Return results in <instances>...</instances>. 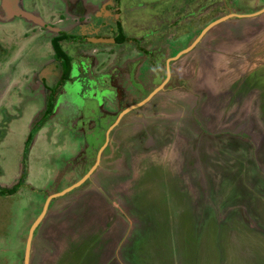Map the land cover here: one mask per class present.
Wrapping results in <instances>:
<instances>
[{
  "label": "rangeland",
  "instance_id": "374dc122",
  "mask_svg": "<svg viewBox=\"0 0 264 264\" xmlns=\"http://www.w3.org/2000/svg\"><path fill=\"white\" fill-rule=\"evenodd\" d=\"M76 1L78 0H34L35 5H30V7L36 8L41 15L42 13L48 15L49 12L47 13L48 10L45 9L47 6L50 9L60 10L65 6L74 5ZM80 1L86 5L91 3L105 5L108 2L107 0ZM216 1L127 0L125 8L128 17L125 19L132 24L129 19L128 10H130V17L135 20L136 26L141 22L146 24V26L142 24V29L151 25H147L148 23H152L151 27L158 29L163 22H175V24L179 22L176 28L180 34L184 33L185 36L190 37L197 34L198 30H202L209 22L229 13L255 12V2H258L257 8L264 6V0H226L223 4H215ZM212 2L213 5H210ZM202 5H207L206 10L210 11L204 12L200 18L199 15L203 13L202 10L204 11V9L201 10ZM1 7L0 18L7 20L8 18L1 11ZM125 8L122 5L121 10L113 8L111 12L120 13L116 17L124 18ZM22 10L24 9L22 8ZM95 10L94 6L93 11ZM85 11V14L91 12L89 7ZM234 19L237 18L228 20ZM96 20L97 15L91 22H96ZM18 21H11L13 23L8 28L9 34H12V30L16 28L15 22ZM97 22H101V20ZM134 29L136 32L141 30L139 27ZM105 30L108 29L105 28ZM133 32L131 30L130 34ZM142 33L145 34V31ZM108 34L110 38L114 36V33ZM191 38L193 40V37ZM175 39L159 37L155 39L157 42L146 43L144 41L142 53L137 51V56L134 51L137 49L135 43H129L126 46V52L122 54V57L120 52L114 53L117 48L115 45H86L90 51L86 53L85 57L80 56L72 59L74 65L71 67L68 79L60 88V93L58 92L56 95L53 119L44 124L41 130L36 132L35 129L33 130L35 139L33 142L32 138V142L29 144L26 142L29 132L40 121L47 100L45 99L44 103L40 97L34 98L36 101L26 100L25 98L35 97L37 94H32L30 97V87L18 85L21 88L18 93L14 92L15 105L11 100L0 101V191L18 186L16 192L11 195L0 194V264H23L29 229L41 213L47 196L61 192L78 182L96 162V154L92 159L93 150L91 147L92 144L96 148H101L104 145L108 131L106 121L101 119L104 128L99 129V125L97 126L93 141L89 139L91 134L83 133V127L77 129V124L86 121L87 116L96 109L97 105L108 113L110 107L142 101L145 93L140 90V87L144 88L146 94L151 90V87H147L152 70L151 63L152 66H156L155 64L159 62L158 66H160L161 62V60L158 61L155 57L149 56H155L157 52L164 51L171 55V52L175 53L180 47L185 48L191 40L180 39V41H184L180 46L175 42ZM258 42L263 44L259 40L255 41L254 49L250 53H253L254 59L259 56L257 54L263 48L262 45H258ZM79 45L68 41L63 44V47L67 48V52L73 57L81 55ZM162 46L163 48L158 49ZM93 48L99 49V54H102L101 58H98L96 53H91ZM82 50H85V47ZM93 55L96 56L93 59L90 58ZM29 57L31 58H28V61L32 62V57H36V55L32 53ZM141 57L144 58L143 63L137 66V78H133L128 68L124 66V62L132 60L137 63ZM150 58L152 62H150ZM153 58L155 61L152 60ZM0 60L2 59L0 58ZM94 65H96L95 69H93ZM251 65L252 61L242 59L237 68L244 67L248 70ZM117 66L120 70L113 71ZM59 70L60 68L55 75L51 73L52 87L59 79ZM122 71L127 77L122 75ZM94 72H98L99 75L96 74L93 77ZM15 76H19V74L17 73ZM20 78L21 82H15L13 88H15V84L25 83V78L29 80L28 74H24ZM81 78L85 84L78 83ZM37 80V83L41 85L40 89L43 85L39 78ZM115 89L118 93H115ZM103 90H105L104 93ZM45 92L46 95L50 94L49 91ZM11 94L10 92L9 95ZM195 94L192 92V95ZM111 101L113 102L110 103ZM36 105H41V108ZM140 109L134 110L131 113V120L125 123L128 132H134L133 128L144 122L148 124L147 121L151 120V117L141 112ZM18 110L21 112L20 115L17 113ZM136 114L140 115V118L133 116ZM76 129L79 130L78 133ZM197 130L198 128L195 131ZM202 132L205 131L202 130L200 134ZM198 137L194 140L195 144H191L189 148L204 149L206 154H210L214 159L211 168L201 159H196V164L190 162V166H188L185 163L188 149L187 152H182L185 153V156L182 153H175V141L170 146L161 148V152L154 145L146 150L141 149L144 144L133 148L130 146L127 149H131V159H127V166L129 167L131 163L132 167L128 169L131 174L128 180L117 174L119 182H116L114 187L103 186L104 191H101L98 188L101 186L98 181L100 175L97 173V180H92V175L90 182L69 192L68 196L55 198L52 212L46 214L48 217L41 227L40 235L34 239L35 250L32 264L59 263L65 249L76 246L73 250L77 251V242L88 236H96L98 247L101 246L97 264H188L189 260L194 259L196 253H199L201 258L215 256L214 261H216L219 253L215 254L217 252L214 248L221 247V244L224 245L223 240H225L226 255L222 260L216 261L219 264L222 262L224 264H264V249L259 247L260 249L258 248L254 253L257 244L253 243L256 239L264 237V196L259 193L264 188V182L262 181L260 185L253 184V176L249 175L246 164L242 163V173L236 179L233 176L239 174L238 169L224 170L231 174L230 177L233 180L231 183H224L222 188H219L218 177L221 170L219 171V168L215 166V161L221 160V152L226 150L209 147L207 142ZM238 153H242V151H238ZM244 155L247 156V154ZM105 156L106 153L103 154V157ZM183 158L189 168L199 169V171L209 170L214 185L212 194L207 192L206 187L205 190L200 188L201 192H199L197 187L190 186V183L180 177L174 187L172 181L175 180L176 173L183 166ZM158 165L160 169L156 167ZM171 178L174 179L171 180ZM255 186L258 188V192L254 190ZM234 188H237V193H234L237 195V199H234V195L233 199L231 198ZM160 191H163L165 198ZM87 192L90 193L87 195L96 196V200H94L97 202L96 206L91 203L88 206L89 200L72 202L75 196H81ZM185 196L190 198L189 204L182 201ZM250 196L258 203L252 204L249 212L250 206L248 208L242 206V201L248 202ZM184 204L189 206V212L193 215L190 220L185 218V210L179 212V208ZM63 206L62 211L61 207ZM228 254L229 257H227ZM75 255L72 253L71 259ZM233 256H235V260L232 259ZM251 256H255V258ZM240 257L247 259L240 261L237 259Z\"/></svg>",
  "mask_w": 264,
  "mask_h": 264
},
{
  "label": "crops",
  "instance_id": "0c3cea01",
  "mask_svg": "<svg viewBox=\"0 0 264 264\" xmlns=\"http://www.w3.org/2000/svg\"><path fill=\"white\" fill-rule=\"evenodd\" d=\"M217 1L215 4H217ZM225 1L226 0H223V2ZM257 7L258 2H255V12L237 14L234 12V14L227 12L229 14L222 16L226 19L220 21L206 33H202V30L207 25L202 28V30H198L199 32L197 34L190 37L185 36L184 33L180 34L178 29H175L172 32V27L171 29H168L165 27L167 24H163L164 22L162 23V29L158 30L161 36L176 38L175 42L180 46L184 42L180 41V39H191L190 43L185 48L182 49L180 47V51L177 50L175 53L171 52V55H168V58H175L178 54L189 49L188 52L177 57L179 58L178 62L180 63H178L176 68L181 73L179 74L181 76H183V72H187L188 75L186 76L185 74V78L187 77L191 79L190 83L193 87V92L196 94L192 95V92H187V94H185V92L175 91L172 95L176 97L169 99L164 96V94L160 93L158 95H153L150 99L144 102L140 107L141 109H139L147 116H150L151 120L147 121L148 124L144 122L142 125L139 124L133 128L134 132H128V128L126 127L127 124H124L122 129L120 128V130H118L119 132L117 131L118 133L114 135V137L120 147L119 151L122 155H120L121 157L114 162V159H112V157H114L113 154L110 155V149L106 148L104 152L106 153L105 159L107 161L105 160L106 162H104L102 170L98 171L100 175H103V171H106L107 175L109 174V178L113 181L116 180L119 182L117 174H120L124 179L128 180L131 176L128 169L132 167V164L130 163L129 167L127 166V159H131V149L128 150L127 148H130V146L131 148L139 147L144 144L141 149L146 150L154 145L155 148L159 149L161 152V148L168 145L170 146L174 141L176 142L175 153L180 154L182 152H187L188 149V153L185 157V163H187L188 166H190L189 164L190 162H193V160L201 159L203 163L208 164L207 166L211 168L210 166H212L214 159L211 158L210 154H206L204 149H202V151L196 148H189L191 144H195L194 140L199 135L200 139L207 142L209 147H219L222 149L228 148L226 151L221 152V154L226 153L225 156H231L233 159H237L236 156L238 151H242L243 154L240 153L243 155L241 158L245 161L247 170L252 171L251 175L253 176V184L260 185L262 181L264 182V179L260 177V173L256 171V156L260 165L264 166V6L262 8ZM206 11L210 10L205 9L204 12ZM204 12L199 15L200 18L204 15ZM234 17L237 19L228 20L229 18ZM198 22H200V20H198ZM142 24L144 25L143 22L137 25V27L141 29L140 32L134 31L130 36H133V38L135 37L136 39L144 37L143 41H146V43L153 41L156 37L147 35V31H154L157 29L151 27L152 23H148L147 25H151L142 29ZM144 26H146V24ZM143 31H145V34L142 33ZM173 33L174 36H169ZM191 37H193V40ZM256 40L263 43L259 44L258 42V45H262L263 48L259 51L260 53L257 54L259 56L254 59L252 56L253 53H250L254 49V43ZM241 58L252 61V65L248 70L244 67H241V69L237 68L238 65L241 64ZM260 60L263 62H259ZM150 62H152L151 58ZM245 70L247 72H244ZM210 83L211 85L209 86ZM104 92L105 90H103V93ZM133 116L140 118V115L138 114ZM127 117V122H129L132 114ZM196 128H198L197 131H195ZM122 130L124 132H122ZM146 130L148 132L152 130L153 132H149L148 135ZM202 130L205 132L200 134ZM126 140H131V145H124L123 142H126ZM231 146L236 147V149L239 148V150L229 151V147ZM182 154L185 156V153ZM233 154H235V156H233ZM244 154H247V156ZM182 163L183 166H181L178 173H176V175L174 174L175 180L172 181L174 187L180 177L187 183H190V186L197 187L199 192H201L200 188L205 190V187L207 186V192L209 191V193L212 194L214 185L212 184L209 170H207V172L206 170L199 171V169L196 170L189 168L184 163V158ZM221 163L225 164V162H222L221 160L217 162L215 161V166L219 168V171L221 170V172H219L220 176L218 177L219 188H222L224 183L228 184L233 180V178L230 177L231 174L224 170L234 169V167L229 168V166L222 165ZM156 167L159 168L160 166L158 165ZM238 173L239 174L233 176L234 179H236L238 175H241L242 172L239 171ZM95 175L96 174L93 175V178ZM174 178H171V180ZM206 179H208L207 185L205 184ZM256 187L257 186L254 187V190L258 192L259 190ZM236 190L237 188H234V191H232L231 198L234 193H237ZM160 193L163 194V191H160ZM259 193H262L264 196V189ZM234 196V199H237V195ZM251 197L252 196H250L248 202H244V200L242 201V206H245L246 208L250 206L248 208L249 212L252 204L258 203ZM189 199L190 198L185 196L182 201L189 204ZM80 201H87V196L81 194V196H75V199L73 198L72 200V202ZM179 202H181V200H179ZM186 204L179 208V212L181 213V211L185 210V218L190 220L193 218V215L190 214V208L189 206H186ZM197 204L199 205V201ZM61 208L63 211L64 206ZM52 210L53 209L47 214L51 213ZM248 214L250 215V213ZM205 215L207 216V214ZM47 217L45 215L42 220L40 230L42 229L41 227L44 222L47 220ZM39 232L37 235H40ZM95 238L96 236H88L80 242H77V251L73 250L76 246L73 248H71V246L70 248L68 247V249H65L63 252L62 257H60L59 263L56 264H97L99 262L98 254L101 246L98 247ZM246 239L248 238L246 237ZM223 243L225 245V240H223ZM253 243L257 244L254 253L259 247L264 249V237L256 239ZM224 245L221 244V247L214 246V249L217 252L215 254L219 253L217 255L218 257H216V261L222 260V258L225 257L226 248ZM34 250L35 240L33 242L29 264L34 262ZM72 253L76 255L71 259ZM214 257L206 256L201 258L199 253H196L194 259L189 260L188 264H219L214 261ZM227 257H229V254ZM234 257L235 256H233L232 259H234ZM251 257L255 258V256ZM237 259L241 261L247 258L240 257ZM122 261L125 260L122 259ZM222 264L224 263L222 262Z\"/></svg>",
  "mask_w": 264,
  "mask_h": 264
},
{
  "label": "flooded vegetation",
  "instance_id": "af4514ba",
  "mask_svg": "<svg viewBox=\"0 0 264 264\" xmlns=\"http://www.w3.org/2000/svg\"><path fill=\"white\" fill-rule=\"evenodd\" d=\"M107 1L108 2L105 5H97L96 3H91V4L86 5L80 0H78L74 3V5L65 6L61 8L60 10L56 8L50 9L47 6V8L45 7L44 8L48 10V11L45 10L47 13L49 12L48 15L44 13H42L41 15L40 11H38L36 8L30 7V5L32 6L35 5L34 0H0V7L2 6L1 11H3L4 15H6L8 18L7 20L0 18V58L2 59L0 60L1 62V65H0V101L5 102L6 99L7 101L11 100L13 102V105H15L14 98H13L15 95L14 92L18 93V91H20V88L24 86L30 87V97L32 96V94L33 95L37 94L35 97L33 96L32 98H29V99L25 98L26 100L36 101L35 99L37 97H40L43 103L45 99L47 100L45 104L46 106L43 109V114L41 115L40 121H38L36 126L29 132V135L26 140L27 144L32 142V138L34 135V132H33L34 129H35L34 130L35 132L41 130L44 124H46L49 120L53 119L55 101L57 98L56 95L58 94V92L60 93V88L63 86V84L68 79V77L64 78L63 76L64 71H65L64 61L57 56L54 43H56L58 47L61 49V51L70 58V70H71L72 65H74L72 64L73 62L72 59L74 57H80V56L85 57L86 53L90 51V48H87L86 45H90V46H93V45L95 46L97 45L114 46L115 45L117 46V48L115 49L114 53L120 52L121 57H122V54L126 52L125 50L126 46H128L129 43L130 44L135 43L138 49V50L134 49V51L136 52V56H137V51L142 53V49L144 48L142 45L144 42L143 37H141V39H136L135 37L133 38V36L132 37L130 36V31L131 30L135 31L134 28L137 27L134 24L135 20H133L130 17V10H128V12H129V19H131L132 24L128 20L125 19L126 17H128L127 10L125 8V5L127 4L126 3L127 0H107ZM217 4H223V0L217 1ZM42 5L44 6V4ZM122 5L126 10L125 17L124 18L116 17L117 15L119 16L120 13L114 14L111 11H113V8L114 10L115 9L121 10L120 7ZM210 5H213V2ZM94 6L96 7L95 11H93ZM88 7L91 10V12L89 14H85L86 12L85 10H87ZM206 7L207 5L201 8V10L204 9L205 11ZM22 8L24 10H22ZM204 11L202 10V12ZM10 12L12 13L15 12V14L11 15ZM21 12L28 14L29 16L32 17V19L22 16L20 14ZM96 15H97L96 22H91L93 21L94 18H96ZM82 17L83 19H81ZM14 20L15 21L19 20V21L15 22L16 28L12 30V34H9L8 28L11 27V24L13 23L11 21H14ZM98 20H101V22H97ZM165 23L167 24V26L165 27H167L168 29H171L172 27V32L173 30L177 29L176 26L177 24H179V22L176 24L175 22H164L163 24ZM162 27L163 25H161V27L158 28L157 30L147 31L148 32L147 35L153 36V37L155 36L157 39L159 37H163L158 32V30L162 29ZM105 28H107L108 30H105ZM120 32L122 33V38H123L122 42H118ZM108 33L110 34L114 33L113 34L114 36L110 38ZM169 36H174V33ZM155 39L152 41V43L157 42ZM100 40H103V42ZM68 41L80 44L79 46L81 48L79 49V51L81 52V55L79 56L75 55L72 57L67 52V48H64L63 44L67 43ZM83 47H85V50H82ZM161 48H163V46L159 47L158 49H161ZM32 53L35 54L36 57H32L33 58L32 62H29L28 58H31L29 56ZM91 53H96V55H98V58H101L102 56V54H99L100 52L98 48H93L91 50ZM96 55L90 56V58L92 57L93 59L94 56ZM48 56L49 58H47ZM154 57L156 58V60L158 59V61L161 60V62H160V66H158L159 62L155 64L156 66H152V63H151L152 70L150 72V78L147 81L148 83L147 87L148 88L151 87V90H150L151 93L160 86H162V88L155 95H158L161 93V94H164V96H166L169 99L176 97L172 95L173 92L175 91H180L183 93L185 92V94H187L188 91L193 92V87L190 83L191 79L187 77L185 78V74H186L185 72H183L184 73L183 76L179 75L181 73L176 68L178 63H180L178 62L179 58H173V57L168 58L169 56L166 51L157 52V54ZM132 58H135V57H132ZM139 60L140 61H138L137 63H134L132 60H129L126 63L124 62V66L128 68L133 78H137L136 77V72L138 70L137 66L138 65L140 66V64L142 65L144 58L141 57ZM152 60H154V58ZM100 66H102V63H100ZM59 68H60L59 70L60 73H58L60 74V76L58 75L59 79L52 87L51 73H53V75L57 74ZM95 68H96V65L93 66V69ZM117 69L120 70V68L117 66V68L113 69V71H117ZM17 73L19 74V76H15ZM24 74H28L29 80L28 78H25L26 80L25 83L15 84V88H13V84L15 82H21L20 76ZM49 74H50V77H49ZM96 74H98V72H94V74H92L94 75L93 77H95ZM122 75L127 77V75L123 71H122ZM12 78H14V80H12ZM37 78H39V81L43 85V87H41L40 89H39V86L41 85L40 83L39 84L37 83L38 81ZM78 83L85 84V81H82V78H81L79 79ZM18 85L21 87L19 88ZM128 85L130 84L128 83ZM140 90L143 93H145V96L142 99V101H144L151 93L149 92L146 94V92L144 91V88L142 87H140ZM45 91H49L50 94L46 95ZM115 91H116L115 93H118L117 89H115ZM10 92L12 93L11 95H9ZM52 92L53 94H51ZM142 101L140 100L135 103H125V104L123 103L117 106L110 107L111 109H109L108 113L104 112L102 107L97 105L96 109L92 110L90 115L87 116L86 121L81 123L82 125L80 123L77 124L78 125L77 129H80L83 127L84 129L83 133L91 134V138L88 137L90 141H93L94 134L96 132L95 130L97 129L98 125H99L98 127L99 129L104 128L103 127L104 124H102L103 121H106V124H107L106 128H108V131L106 134V141H105L106 144L104 143V145L101 148L100 147L96 148L95 146H93V144L91 147V149L93 150L92 159H93L94 154H96V162L98 159L97 167L93 170L91 176L77 188L82 187L84 183L90 182L92 175L97 174L99 170H102L104 162L107 161L105 157H103V153L106 148L110 149V155L113 154L114 157H112V159H114V162L115 160L121 157L120 155L122 154L119 151L120 147L118 146L114 135H116L119 132L118 130H120V128L122 129V127L124 126L122 124H125L127 122L128 120L127 116L130 115L134 110H137L142 106V104L139 106V104ZM112 102L113 101H111L110 103ZM36 107L41 108V105L40 106L36 105ZM49 107H51L52 110L49 114H47ZM17 113L18 115H20L21 112L18 110ZM101 119H103V121H101ZM78 132L79 130H77V133ZM122 132L124 131L122 130ZM149 132H153V131L150 130ZM149 132L147 131L148 135H149ZM34 139L35 138H33V142H34ZM147 141H151V140H147ZM126 142H123L124 145L126 144L128 146L131 145V140L130 141L126 140ZM234 150H239V148L236 149V147L234 146L229 147V151H234ZM221 155H222L221 161L225 162V164L221 163L222 165L229 166V168L234 167L238 169V171L242 172V168H243L242 163H245V161L242 160L243 158H241L240 153H238L236 156L238 160L233 159L231 156H224L225 154L223 153ZM96 162L93 163L91 167L92 166L94 167ZM195 162L196 160H193V163ZM256 165H257L256 171L259 172L260 177L264 179V166L260 165L259 161H257V156H256ZM90 169H88L87 172L85 173L87 174L90 171ZM248 172L249 174L252 173V171H248ZM97 178L98 177L96 175V177L93 178L92 180H95V179L97 180ZM98 181L101 183V186H98V188H100L101 191H104L102 188L103 186L109 185V186L114 187L115 186L114 184H116L117 182L116 180L114 181L111 180L109 178V174L107 175L106 171H103V175H100V179L98 178ZM205 184L207 185V182H205ZM68 194L70 193H66L63 196L64 197L68 196ZM87 194H90V193L87 192L83 195L87 196V200H89L88 206H90L89 205L90 203L96 206L97 202L94 201L96 200L95 199L96 196L92 197ZM55 200L56 199L54 198L49 202L46 214L48 213V211L52 209L53 202ZM40 224L41 222L39 223V225ZM39 225L37 226V228L35 229L33 233L32 247H33L34 239L40 230Z\"/></svg>",
  "mask_w": 264,
  "mask_h": 264
},
{
  "label": "water",
  "instance_id": "95a60500",
  "mask_svg": "<svg viewBox=\"0 0 264 264\" xmlns=\"http://www.w3.org/2000/svg\"><path fill=\"white\" fill-rule=\"evenodd\" d=\"M11 15L15 14L10 12ZM22 16H25L27 18H30L32 19L31 16H29L28 14L24 13V12H21L20 13ZM226 18L225 17H222V18H219V19H216L212 22H209L207 24V26L202 30V33H206L208 30H210L213 26H215L216 24H218L220 21L222 20H225ZM103 42V40H100ZM189 50V49H188ZM187 51H184L183 53H180L178 54V56H181L182 54H185ZM178 56H176L175 58H177ZM162 88V86L156 88L144 101H142L139 106L141 104H143L144 102H146L148 99H150L153 95H155L160 89ZM97 164H98V159H97V162L95 164V166L93 168L90 169V171L85 174L78 182H76L75 184L69 186L68 188H66L65 190L61 191V192H58L56 194H52V195H49L47 197V200L43 206V209L41 211V213L39 214V216L36 218V220L33 222V224L31 225L30 229H29V232H28V236H27V239H26V245H25V252H24V262L23 264H29L30 263V255H31V251H32V240H33V233L35 231V229L37 228V226L39 225L40 222H42V220L44 219L45 217V214L47 212V207H48V204L49 202L54 199V198H57V197H60V196H63L65 195L66 193H69L70 191H72L73 189L79 187L85 180H87L93 170L97 167Z\"/></svg>",
  "mask_w": 264,
  "mask_h": 264
},
{
  "label": "trees",
  "instance_id": "16d2710c",
  "mask_svg": "<svg viewBox=\"0 0 264 264\" xmlns=\"http://www.w3.org/2000/svg\"><path fill=\"white\" fill-rule=\"evenodd\" d=\"M123 38H122V33L120 32V36L118 38V42H122ZM55 45V49H56V54L57 56L62 59L64 61V66H65V71H64V78L68 77L69 75V72H70V58L64 54L61 49L58 47V45L56 43H54ZM51 107L48 108V111H47V114H49L51 112ZM18 189V186L17 187H14L12 189H9V190H6V191H0V194L1 195H6V194H13L16 192V190Z\"/></svg>",
  "mask_w": 264,
  "mask_h": 264
}]
</instances>
